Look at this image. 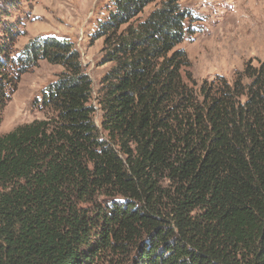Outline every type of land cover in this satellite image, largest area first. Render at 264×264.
<instances>
[{"label": "trees", "instance_id": "1", "mask_svg": "<svg viewBox=\"0 0 264 264\" xmlns=\"http://www.w3.org/2000/svg\"><path fill=\"white\" fill-rule=\"evenodd\" d=\"M155 1L112 0L97 23L101 128L71 41L33 39L14 64L0 43V122L17 77L64 68L53 115L0 135V264H264V60L198 84L177 47L194 14L141 17Z\"/></svg>", "mask_w": 264, "mask_h": 264}, {"label": "rangeland", "instance_id": "2", "mask_svg": "<svg viewBox=\"0 0 264 264\" xmlns=\"http://www.w3.org/2000/svg\"><path fill=\"white\" fill-rule=\"evenodd\" d=\"M159 1L145 6L141 17ZM180 5L195 18L192 32L177 47L185 50L189 61L185 72L198 84L217 74L231 81L245 62L255 65L264 60V0H180ZM111 8L112 0H0V43L12 64V58L33 39L56 37L73 43L92 81L90 104L99 128L102 110L97 102L98 89L111 63L102 61V38L95 39L93 34ZM8 69L15 71L14 66ZM63 71L60 64L38 60L17 80L12 77L16 85L14 89L7 87L10 98L2 111L0 135L53 115L42 101V92ZM98 202L103 203L101 199ZM96 264L109 262L99 259Z\"/></svg>", "mask_w": 264, "mask_h": 264}]
</instances>
